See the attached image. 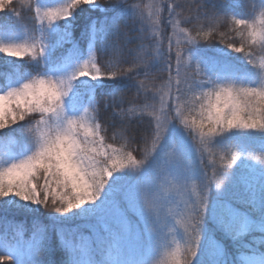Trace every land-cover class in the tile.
<instances>
[{
  "label": "snow or ice",
  "instance_id": "1",
  "mask_svg": "<svg viewBox=\"0 0 264 264\" xmlns=\"http://www.w3.org/2000/svg\"><path fill=\"white\" fill-rule=\"evenodd\" d=\"M234 6L244 12L207 0H0V30L32 25L0 42L30 66H0V239L28 248L0 264H193L202 243L209 264H227L204 232L210 208L239 211L211 197L241 153L214 140L264 133V0ZM83 78L122 86L85 95ZM212 219L229 235L225 216Z\"/></svg>",
  "mask_w": 264,
  "mask_h": 264
},
{
  "label": "trees",
  "instance_id": "2",
  "mask_svg": "<svg viewBox=\"0 0 264 264\" xmlns=\"http://www.w3.org/2000/svg\"><path fill=\"white\" fill-rule=\"evenodd\" d=\"M62 0H39L42 6H53L56 7V3ZM153 0H144L145 5H149ZM208 4H217L218 6L223 5L225 7H233V10L238 13H243L244 9L235 7L234 0H207ZM19 7V4H17ZM147 11V9H146ZM26 16L27 13H24ZM167 14L165 13V16ZM82 14L79 19H82ZM5 15L0 13V20H4ZM62 23V22H61ZM56 26H54L55 28ZM32 25L30 21H26L23 25H17L15 28L10 30H0V38L3 35H11L18 30H30ZM221 31H226L225 27H221ZM168 31H171L169 28ZM1 40V39H0ZM220 46L215 42L210 45L207 49L209 53H215L216 49ZM229 58L233 63L237 64L242 72L246 75L247 79L253 78L251 69L239 58V54L228 53ZM259 62V58L257 60ZM15 66L21 71L25 68L30 67L26 65L24 61H18L14 58L4 57L0 60V66ZM3 68L0 67V71ZM165 73V79H166ZM159 83V82H158ZM120 82H108L107 84H100L93 86L97 95H103L107 90L113 87H120ZM87 94L88 88L86 85H82L81 88L77 85V91ZM181 134L190 144L191 142L187 139L182 129H176L175 127L170 128L168 137L169 139L178 141L177 135ZM214 144L218 147H234L238 152L241 153L240 158L233 165L230 170V178L226 184L225 192L220 197H216L214 194L212 199H218L221 201L228 200L233 205L238 207L241 211V216H246V221H250V226L253 222H258L259 225L250 227L244 220L236 219L234 223L228 224L229 235L215 229L213 221L210 217L206 220L204 237L206 239L212 237L218 240L223 245L222 253L214 252L215 258L220 260H226L227 264H241L239 256L241 254H255L264 255V170L261 172L258 169H250V163L246 161L245 155L248 153L264 154V133L257 132L254 130H233L230 133L225 134L222 137H217L214 140ZM218 153L216 158L217 165L221 164ZM231 152L227 153L226 158H230ZM9 158H12L11 156ZM206 159H211L207 156ZM254 194V195H253ZM18 249L19 253L16 255L13 251ZM0 253L13 255L17 260L28 255V248L26 246H17L15 244H7L0 239ZM193 264H209V256L205 251L204 244L202 243L197 256L194 258Z\"/></svg>",
  "mask_w": 264,
  "mask_h": 264
},
{
  "label": "rangeland",
  "instance_id": "3",
  "mask_svg": "<svg viewBox=\"0 0 264 264\" xmlns=\"http://www.w3.org/2000/svg\"><path fill=\"white\" fill-rule=\"evenodd\" d=\"M62 2H64V0L59 1L58 3H56V6H58V4L62 3ZM53 28H54V26H53ZM49 31L51 32L52 30H49ZM28 32H29V34H31L30 30L24 29V30H18L16 32H14V34L12 33L9 36L8 35H3L0 38L1 39L0 42H3V43L19 42V41H21V40L26 38V35H27ZM4 57H6V56H3V54H0V60H2ZM8 58H10V57H8ZM73 67H75L74 64L67 65V68H73ZM83 84L86 85V87L89 89V88H93V86L97 85V82L89 81L86 78H83L82 80H80L77 83L79 88H81ZM79 91H80V89H79ZM177 136L180 137V138H178L177 142H179V143H181L183 145L185 153L188 156H190V157L193 156V151H192L191 144L186 139H184V137L181 134H178ZM249 154H250V157H253V158H249L247 156V154H246L245 155V159H246V161H248L250 163V166H251L250 169H252V170L258 169L260 172H261V170H264V164H261L259 161L254 159V156L255 155H259V154L253 153V152L249 153ZM193 191H195V189L192 186H190L189 187V192H193ZM213 200L215 201L217 199H213ZM233 206L236 209H239L235 205H233ZM214 214L215 215L225 216L227 218V223L228 224H232V223L235 222L236 219L241 220V218H242L240 209H239V211H237L235 213H230V212H227L220 205H218L215 209H212V208L209 209L208 217H210V219L212 221H213L212 218H213ZM242 220H244L243 222H247L246 224L250 226V223H249L250 221H248V220L246 221V216L244 218H242ZM257 225H259L258 222H253V224H251L250 227H255ZM210 238H212V237H210ZM210 238H208V239H210ZM212 239H214V238H212ZM206 241H207V239H206ZM214 242H215L216 246L213 249V252H218V253L221 254L222 250H223V245L216 239H214ZM13 253L14 254L16 253V255L20 254L18 249H14ZM239 258H240L241 264H264V255L261 256V255H255V254H251V255L250 254H241L239 256Z\"/></svg>",
  "mask_w": 264,
  "mask_h": 264
}]
</instances>
